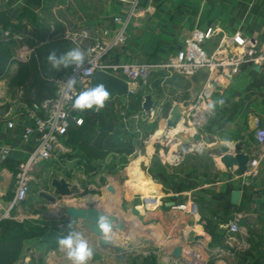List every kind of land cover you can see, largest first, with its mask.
<instances>
[{
    "label": "crops",
    "instance_id": "obj_1",
    "mask_svg": "<svg viewBox=\"0 0 264 264\" xmlns=\"http://www.w3.org/2000/svg\"><path fill=\"white\" fill-rule=\"evenodd\" d=\"M4 1L0 2L3 22L0 23V40L10 38L9 28L4 21L19 20L29 26H47L66 36L83 33L77 41L72 40L71 48L79 47L85 52L93 44L95 37L99 36L104 40L111 37L118 27L113 20L114 15H124L127 12L126 6L116 0H41L32 5L26 0ZM48 1L50 14L48 19L43 20L40 15L43 8L48 7ZM29 6L36 14L32 22L25 19V10ZM148 6L150 7L147 8ZM143 8L145 9L138 12L130 25L126 43L111 50L105 57L106 62L155 64L164 61L189 40L194 29L205 31L213 24L229 34L238 31L255 39L258 49L264 51V0H153L151 3L144 2ZM104 30H108L109 34L104 35ZM11 38L16 41L21 38V34H15ZM219 39L220 35L215 34L205 45L207 50L211 52ZM30 53L29 47L18 44L12 58L25 60ZM16 68L17 63L12 62L6 73L0 74V145H7L11 149L8 159L0 165V216L7 210L13 197V194L10 199L5 197L9 182H14L17 165L27 157L31 148V143L23 140L22 132L32 123L36 114L35 110L20 100L18 90L8 86V77ZM209 74L207 69H200L191 76L154 70L146 81H139L135 93L127 91L110 97L109 101L120 100L123 103L121 113L135 94H141V101L140 109L123 119L124 130L135 135V151L129 155L110 154L104 162L132 160L131 180L142 188L150 184L156 186L154 192L145 194L159 198L160 204L157 207L146 208L141 200L142 192L137 191L138 196L134 195V198L139 204L133 208L141 216L154 212L160 215L158 218L153 216V219L159 221L168 237L174 236L178 240L166 248L168 256L175 257L172 249L180 246L182 259H187L190 254L195 258L205 256L210 264H264V147L258 145L254 137L257 119L264 125V64L246 61L227 81L215 85L207 101H216L217 106L210 111L204 125L196 130L201 139L192 144L196 151L198 146L203 145V151L180 155L177 143L170 146L168 151L160 150L162 146L157 144V139L150 143L152 138L166 129V134H171L172 129L166 126V118L171 116L173 105L177 104L181 110L188 111L197 94L204 88ZM146 94L155 97L152 115H146L142 108ZM220 99L225 101L223 106L218 103ZM139 116L148 118L146 126L136 127L130 122V119L135 121ZM9 121L13 122L12 127H8ZM156 121L165 123L161 133L157 132L158 128L154 132L149 130L148 125L155 124ZM223 141L229 143L225 144ZM236 142L243 143L241 152L248 154L251 160H258L253 172H240L236 167L233 170L227 169L218 158L210 154L222 144L231 146ZM142 143H146L144 151L138 149ZM71 151L70 147L68 153ZM155 156L164 168L163 180L154 177L149 171ZM203 158L210 160L209 169L204 170L202 164L194 167L192 163H187L189 159L203 161ZM72 159L73 165H83L77 163V158L73 156H67L64 160L68 162ZM138 165L146 166L148 177H145ZM102 168L100 175L108 181L106 185H109V177L117 176L119 172ZM232 190L241 191L236 205L231 203ZM147 198L152 202L151 196ZM127 201L135 200L130 198ZM190 201L195 210L185 212L177 218L174 208ZM95 207L107 213L104 209ZM61 215L65 223L71 220L88 231L81 220ZM116 215L123 218L125 216ZM235 217L238 218L241 231L231 234L227 231V224ZM125 220L126 227L137 224L132 215ZM84 235L86 239H90L85 233ZM93 241L94 247L98 246L95 236Z\"/></svg>",
    "mask_w": 264,
    "mask_h": 264
},
{
    "label": "built area",
    "instance_id": "obj_2",
    "mask_svg": "<svg viewBox=\"0 0 264 264\" xmlns=\"http://www.w3.org/2000/svg\"><path fill=\"white\" fill-rule=\"evenodd\" d=\"M116 1L122 2L127 8V12L124 15H114L113 20L118 27L111 37L107 40L99 36L95 37L93 44L86 51L88 60L86 67L91 69L90 74L85 76L82 72H74L72 68H68L57 80L54 96L41 104L42 113H36L32 123L24 128L22 138L24 141L31 143V148L27 157L17 165L14 173L13 197L7 210L0 217H12L11 210L13 207L27 198L33 181L34 169L38 164L67 158V153L70 150L67 144V131L72 125H81L77 124V121L83 120L79 112L71 114L74 109L71 107V101L65 97V81L68 77L75 76L77 78L75 90L70 93L74 97L79 91L89 88L90 77L98 70L122 78L128 84H133L137 88L139 81H146L154 70L166 71L168 74L191 76L200 69H207L210 74L204 88L197 94L191 108L188 111L182 110L183 123L196 132L209 117L210 111L207 108V100L211 96L215 85L227 81L246 61L252 64H264V51L258 49L255 39L238 31L229 34L216 24L211 25L205 31L194 29L189 40L175 54L164 61L155 64L108 63L105 61V57L111 50L126 43L130 25L138 12L145 9L143 8L144 2L151 3L153 0ZM103 34L108 35V30H104ZM215 34L220 35V39L210 52L205 45ZM83 35V33H73L67 37L72 42V40L77 41ZM135 91L128 90L130 94L135 93ZM152 114L153 111L150 115ZM7 125L12 127L14 124L9 121ZM254 137L257 144L264 147V125L260 124L258 119ZM10 152L9 146L0 145V165L8 159ZM257 165L258 160L249 159L247 171L253 172ZM147 196L152 197V202H149L144 196L141 197L146 208L157 207L160 204L158 197L154 195ZM174 209L177 212V218H180L185 212L189 213L195 210L191 201ZM227 231L231 234H237L241 231L237 217L228 222Z\"/></svg>",
    "mask_w": 264,
    "mask_h": 264
},
{
    "label": "rangeland",
    "instance_id": "obj_3",
    "mask_svg": "<svg viewBox=\"0 0 264 264\" xmlns=\"http://www.w3.org/2000/svg\"><path fill=\"white\" fill-rule=\"evenodd\" d=\"M26 1H28L30 5L41 2V0ZM0 2L5 1L0 0ZM49 2L50 1H48V7H44L40 15L43 20L49 17ZM35 16L36 14L32 12L31 7H27L25 10V19L32 22ZM0 23H3L1 15ZM110 104L111 102H106L105 107H109ZM122 104L120 100H117L116 102L113 101L112 106L120 111ZM147 119L148 118H145V116H139L135 121L130 119V122H132L133 126L142 127L143 125L146 126ZM148 126L149 130L152 129L154 132L155 129L160 126H163L164 129L165 123L164 121H160L159 123L156 121L155 124H149ZM166 131L167 129L159 136L152 138L150 143L152 144V141L155 139L163 141ZM145 144L146 143L140 144L138 149L145 148ZM161 146L160 150L162 149L164 151H168L167 149L170 148L167 143L161 144ZM197 148L205 149L203 145ZM144 150L145 149L142 151ZM212 151H214V149ZM73 162V159L68 162L64 159H58L54 162L51 160L47 164L45 162L38 164L34 169L33 181L31 189L27 194V200L15 205L11 210L12 217L43 229L45 234L32 238L26 242L22 253V260L19 261L18 264H25L27 262L29 264H69L64 251L58 246V239L68 234V229L66 227L68 223L62 221L61 217L62 204H79L81 206L94 205L104 209L109 215H125V219H130L132 215L136 219V225H131L123 229V233L128 232L127 236L120 234L112 235L113 245L124 248V261L119 260V252L111 251L109 247L106 248L100 245L94 247V236L90 232L83 230L80 224L73 223L79 231L81 230L90 238L87 240L94 249V256L89 261V264H210V260L206 261L205 256H197L195 258L188 254L187 259H182L180 257H171L166 254V248L173 243L175 244L178 240H176L174 236L168 237L164 233L163 227L159 221L153 219V216L157 218L160 217L158 213H146L141 216L134 210V205L139 204V201L134 198V195L138 196L137 191H141L144 198H147V194L145 193L149 191L154 192L156 186L150 184L142 188L131 180L132 174L130 171L132 160L122 159L119 162H113L111 160L108 162L101 161L90 165L83 164L78 167L73 165ZM189 162L192 163L194 167H199L202 164L204 170L209 169L211 164L210 160L205 158H203V161L200 159H192L191 161L189 159L187 163ZM102 167L119 172L117 176H113L112 178L109 177V179H111L109 185H106L108 181L100 175V171L103 172ZM138 167L145 177H148L146 166L138 165ZM53 178H65L79 189L85 190L87 193L86 196L70 200L56 198L54 202L44 199L40 195L42 192L49 194L53 193V187L51 186V180ZM12 190L13 180H10L8 190L5 193L7 199L11 198L13 194ZM130 198L135 201H127V199L129 200ZM131 207L133 214H131ZM124 218L122 217V219ZM125 219L124 221H126Z\"/></svg>",
    "mask_w": 264,
    "mask_h": 264
},
{
    "label": "trees",
    "instance_id": "obj_4",
    "mask_svg": "<svg viewBox=\"0 0 264 264\" xmlns=\"http://www.w3.org/2000/svg\"><path fill=\"white\" fill-rule=\"evenodd\" d=\"M9 28L8 40H0V74L6 73L12 62L17 63L16 70L8 77V86L20 93V100L36 113L41 114V104L52 98L56 91L57 80L68 70L57 72L47 63L48 53L56 49L58 54L71 48V40L57 30L47 26H30L22 21L6 20ZM21 38L13 40L15 34ZM26 45L31 53L25 60L13 59L16 45ZM141 94L137 93L124 107V114L112 106H106L99 112L80 111L83 124L72 125L67 131V143L72 151L67 156L77 158V163L93 164L104 161L110 154H132L135 151V135L124 130V118L140 109ZM49 161H45L47 164ZM150 173L163 180L164 168L156 156L152 160ZM12 197V196H11ZM27 200L24 199L21 203ZM43 229L29 225L14 217H0V264H18L27 241L43 236ZM24 264V263H21ZM25 264H29L28 262Z\"/></svg>",
    "mask_w": 264,
    "mask_h": 264
},
{
    "label": "water",
    "instance_id": "obj_5",
    "mask_svg": "<svg viewBox=\"0 0 264 264\" xmlns=\"http://www.w3.org/2000/svg\"><path fill=\"white\" fill-rule=\"evenodd\" d=\"M98 84H103L109 92V98L115 93L123 94L129 89L135 90L136 87L133 84H128L123 79L116 77L106 71L98 70L90 77V87H94ZM155 103V97L151 94H146L142 102V108L146 115H149L153 111ZM80 110H72L71 114H76ZM171 116L166 118V126L169 128H175L177 123L183 118L182 110L177 104H174L171 111ZM201 136L198 132H193L192 134H186L185 132L167 133L163 141H158L157 144H166L170 146L178 144L177 148L180 155H184L188 152L196 153L198 151L192 148V144L195 140H200ZM243 148L242 142H236L235 144L222 145L214 153H210L215 158H218L223 166L227 169L233 170L234 167L240 172H245L247 170V163L250 159L248 154L241 152ZM51 186L53 187V193H44L40 195L50 201L54 202L56 198L70 200L73 198H82L86 196V191L79 189L74 184H71L65 178H53L51 180ZM241 191L232 190L231 192V203L236 205L239 201ZM62 214L67 218L73 220H81L83 226L97 239L98 245L102 247H109L111 251L119 252V260L124 261V248L121 246L113 245V240L105 241L101 238L98 229L96 228V219L99 214L108 215L114 223L113 233L127 236L128 232L123 233L122 221L118 220L116 215L107 214L95 207L94 205L88 206H78L75 204L61 205ZM172 255L175 257L181 256V247L175 246L172 249Z\"/></svg>",
    "mask_w": 264,
    "mask_h": 264
},
{
    "label": "clouds",
    "instance_id": "obj_6",
    "mask_svg": "<svg viewBox=\"0 0 264 264\" xmlns=\"http://www.w3.org/2000/svg\"><path fill=\"white\" fill-rule=\"evenodd\" d=\"M47 63L54 71L72 68L74 72H82L85 76L90 74L91 69L86 67L88 63L87 53L79 47L69 48L58 54L56 49L51 50L47 57ZM77 78L70 76L65 81V97L71 101V107L75 110H95L99 112L106 105L109 99V92L103 84H98L94 87H89L79 91L73 97L70 95L75 90ZM219 105L225 104L224 99L219 100ZM217 106V102L209 100L207 108L213 111ZM77 124H83V120H78ZM228 144V141H223ZM230 146V144H229ZM203 151V148L198 149ZM68 234L58 239V246L64 251L69 264H89V261L94 256V249L90 246L83 232L79 231L69 220L66 225ZM114 223L108 215L99 214L96 219V228L99 231L101 238L105 241H110L112 238Z\"/></svg>",
    "mask_w": 264,
    "mask_h": 264
},
{
    "label": "bare ground",
    "instance_id": "obj_7",
    "mask_svg": "<svg viewBox=\"0 0 264 264\" xmlns=\"http://www.w3.org/2000/svg\"><path fill=\"white\" fill-rule=\"evenodd\" d=\"M163 124V123H162ZM162 130H164L163 129V126H160L159 128H158V131L157 132H159V133H161L162 132ZM176 132H186V133H193L194 132V130H193V128H191V127H187L184 123H183V121H182V119L177 123V125H176V127L175 128H172V130H171V133L173 134V133H176ZM221 144V143H220ZM212 145V144H211ZM213 145H215V144H213ZM223 145V144H222ZM116 215V214H115ZM116 217H117V219L118 220H121L122 221V227H123V229L126 227V221H124V219H122L120 216H118V215H116ZM125 222V223H124ZM143 230V229H142ZM116 235V234H115Z\"/></svg>",
    "mask_w": 264,
    "mask_h": 264
}]
</instances>
